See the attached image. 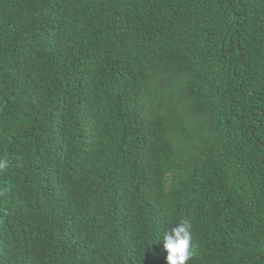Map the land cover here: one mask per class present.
<instances>
[{
	"label": "trees",
	"instance_id": "16d2710c",
	"mask_svg": "<svg viewBox=\"0 0 264 264\" xmlns=\"http://www.w3.org/2000/svg\"><path fill=\"white\" fill-rule=\"evenodd\" d=\"M0 264H264V0H0Z\"/></svg>",
	"mask_w": 264,
	"mask_h": 264
},
{
	"label": "clouds",
	"instance_id": "9594fccd",
	"mask_svg": "<svg viewBox=\"0 0 264 264\" xmlns=\"http://www.w3.org/2000/svg\"><path fill=\"white\" fill-rule=\"evenodd\" d=\"M8 167L7 160H0V172ZM191 225L182 222L163 235L162 252H166V264H186L190 259Z\"/></svg>",
	"mask_w": 264,
	"mask_h": 264
}]
</instances>
